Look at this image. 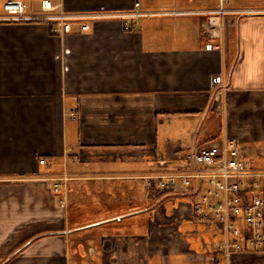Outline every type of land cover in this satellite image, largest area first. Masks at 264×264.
Masks as SVG:
<instances>
[{"label":"crops","instance_id":"0c3cea01","mask_svg":"<svg viewBox=\"0 0 264 264\" xmlns=\"http://www.w3.org/2000/svg\"><path fill=\"white\" fill-rule=\"evenodd\" d=\"M136 1L199 9L185 7L193 0L67 4L120 12ZM205 21L151 17L127 31L124 21L101 20L61 37L41 24L0 21V264H75V232L96 227L98 264H264V253L227 259L219 227L196 219L189 198L131 177L176 170L186 153L225 136L252 162L264 159V16L228 19L219 39ZM219 41L222 50L206 49ZM214 75L229 87L221 113ZM73 172L84 182L70 181L63 207L64 195L42 177ZM82 207L98 215L76 226Z\"/></svg>","mask_w":264,"mask_h":264},{"label":"built area","instance_id":"2783aa9c","mask_svg":"<svg viewBox=\"0 0 264 264\" xmlns=\"http://www.w3.org/2000/svg\"><path fill=\"white\" fill-rule=\"evenodd\" d=\"M4 16L0 21L41 24L55 36L88 33L92 23L101 20L124 21V28L133 31L140 21L151 17L201 15L206 16L204 31L210 38H224L228 18L264 13L260 7L230 6L220 0L215 9H144L136 1L129 10L73 11L67 0H3ZM222 42H209L207 50H222ZM215 89V105L221 104L228 85L222 75L211 79ZM40 163L45 164L42 159ZM151 183L162 192H177L192 202L196 219L219 227L224 239L219 244L227 259L236 252L264 253V167L255 165L235 138L225 136L186 153L184 163L174 171L152 175ZM54 181L55 195L63 194L60 205H68V173L46 175ZM149 185V187H150Z\"/></svg>","mask_w":264,"mask_h":264},{"label":"rangeland","instance_id":"374dc122","mask_svg":"<svg viewBox=\"0 0 264 264\" xmlns=\"http://www.w3.org/2000/svg\"><path fill=\"white\" fill-rule=\"evenodd\" d=\"M228 1H229L230 6L264 8V0H228ZM217 2H219V3H217ZM216 3L219 6L220 0H193V3H191L185 7L201 9L203 7H208V6L213 5V4L217 5ZM159 7L160 6H157V5L154 6V8H159ZM181 7H184V6H179V5H175V4H170V5L166 6V8H168V9H175V8L179 9ZM248 16H264V14L241 15V18L242 17H248ZM228 19H232V18L229 17ZM255 162H256L255 164L257 166L264 167V159L256 160ZM169 172H171V171H169ZM159 173H163V172L159 171V172H153V173L139 174V175H133L131 177L133 178V180H144L147 188L153 189L151 191L162 193V191H160L156 187H153L152 185H150L151 183L157 182V178L152 177V175H157ZM84 177L85 176L80 172L75 173V174L73 172L72 174H68V179L66 181L68 182V184L71 183L70 181H72V182L76 181V182H79L81 184V182H84L83 181ZM149 185H150V187H149ZM122 189H123L124 193H125L126 189L128 190L127 186H125V185L122 187ZM73 192L74 193H81L82 189L79 192L77 190H75ZM120 193L122 194L121 190H120ZM126 194L128 195L127 191H126ZM78 199H79V201L82 202L83 197L81 196ZM120 202H125V201H119V203ZM97 215L98 214H91L86 207H82V209L75 214V225L78 226V225L89 224L90 222H93L97 218ZM96 228L84 229V230L82 229L79 232L78 231L75 232V235L73 236V241H74L73 247L75 249V255H74L75 264H98L99 263V259H98L99 257L97 255V253H98V249H99V236H100L99 232H101V230L97 231Z\"/></svg>","mask_w":264,"mask_h":264},{"label":"bare ground","instance_id":"6f19581e","mask_svg":"<svg viewBox=\"0 0 264 264\" xmlns=\"http://www.w3.org/2000/svg\"><path fill=\"white\" fill-rule=\"evenodd\" d=\"M147 8V7H146ZM99 10V9H98ZM42 164V163H41ZM72 177V176H71ZM218 248H219V246H218Z\"/></svg>","mask_w":264,"mask_h":264}]
</instances>
